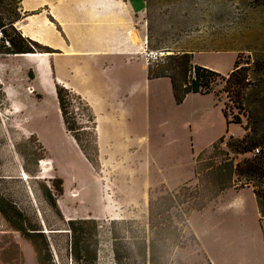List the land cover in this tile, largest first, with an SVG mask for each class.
I'll list each match as a JSON object with an SVG mask.
<instances>
[{"label":"rangeland","instance_id":"rangeland-1","mask_svg":"<svg viewBox=\"0 0 264 264\" xmlns=\"http://www.w3.org/2000/svg\"><path fill=\"white\" fill-rule=\"evenodd\" d=\"M147 1L146 54L164 53L146 55L149 62L189 53L193 65L222 75L238 61V70H248L245 93L251 106L236 102L238 87L221 80L211 93L215 97L191 96L178 106L167 79L145 85L141 66H120L123 97L86 101L101 135L95 169L67 133L57 97L34 83L33 63L0 57V197L24 215L27 227L45 231L50 264H93L94 256L96 264H120L115 249L121 264H145L137 238L149 229V191L191 186L199 201L190 230L201 240L178 252L181 263L208 264L204 249L222 264L228 258L235 264H264V221L251 188L234 198L233 192H219L213 174L228 159L252 155L235 156L226 142L242 139L250 118L264 116V0ZM78 103L70 111L85 127ZM222 110L233 125H227ZM222 136L225 142L213 150L211 139ZM235 185L227 190L240 192V183ZM233 198L238 201L231 206ZM72 220L98 224L96 232L93 224L87 227L82 253H74ZM0 264H38L32 244L1 214Z\"/></svg>","mask_w":264,"mask_h":264},{"label":"trees","instance_id":"trees-1","mask_svg":"<svg viewBox=\"0 0 264 264\" xmlns=\"http://www.w3.org/2000/svg\"><path fill=\"white\" fill-rule=\"evenodd\" d=\"M24 17L22 0H0L1 58L52 53L50 49L23 37L17 25ZM192 59V54L189 53H173L163 59L153 61L154 63L150 61L148 63V79H170L173 96L177 104H182L192 94L208 95L213 93L214 87L219 84L220 80L230 85L233 83L234 86L238 87L236 95H233L234 100L240 105L251 106L252 97L245 93L249 87L248 70H238L240 67L238 61L235 62L234 69L225 79L216 71L193 65ZM230 93L228 92V98L232 100L233 98L230 96L232 93ZM56 97L60 116L67 133L74 139L89 164L96 169L100 165V149L96 116L93 109L81 96L59 85H56ZM76 99L79 102L81 115L85 118V127L77 125L76 118L70 111L75 110ZM223 114L227 121V111L224 110ZM232 123V121H227L228 125ZM246 131L247 133L242 139L230 137L229 141L226 142V147L235 156L252 155L240 161H235V157L228 159L215 167L213 174L217 176L216 182L219 192L232 187L236 188L237 182L240 183L237 188H251L258 203L260 220H263L264 116L250 118ZM224 142L225 137L217 143L222 144ZM217 143L214 144L213 150L216 149ZM256 150H259V154H256ZM200 170L196 168V174L199 175ZM198 201L199 192L191 186H184L173 191L167 189L149 191V229L142 231V236L137 238L140 242L145 264H182L177 256L178 252L185 249L189 243H198L197 237L190 230V218L197 208ZM0 214L12 224L15 231L32 244L37 254L38 264L51 263L50 244L45 236V231L34 226L27 227L24 215L3 197H0ZM91 224H93L90 228L91 231L96 232L98 224L93 220L69 221L68 227L76 238L73 246L74 253L85 251L84 236L87 227H90ZM115 255V259L121 264L122 259L118 249H115ZM96 263L94 256L93 264ZM208 264L211 263L208 261Z\"/></svg>","mask_w":264,"mask_h":264},{"label":"crops","instance_id":"crops-1","mask_svg":"<svg viewBox=\"0 0 264 264\" xmlns=\"http://www.w3.org/2000/svg\"><path fill=\"white\" fill-rule=\"evenodd\" d=\"M22 12L25 17L17 27L23 37L50 49L52 53L9 58L27 64L32 62L36 76L34 83L49 95L56 97V85H59L81 96L84 101L108 102L112 95H120L123 84L120 66L133 70V66H141L144 84L167 79L171 85L168 78L148 79V47H145L148 27L144 24L145 18L148 23L147 0H22ZM136 83L138 79H133L132 84ZM208 95H189L182 104L191 96ZM174 102L182 105L177 104L175 99ZM224 136L211 141L216 144ZM100 140L101 135L98 134V144ZM246 189L240 192L226 190L224 194L233 192L235 198ZM234 198L231 206L238 201ZM195 234L200 241L201 237ZM262 244L264 246V234ZM203 251L211 264H222L208 250ZM227 262L235 264L230 258Z\"/></svg>","mask_w":264,"mask_h":264},{"label":"built area","instance_id":"built-area-1","mask_svg":"<svg viewBox=\"0 0 264 264\" xmlns=\"http://www.w3.org/2000/svg\"><path fill=\"white\" fill-rule=\"evenodd\" d=\"M157 54H159V56H164V53H153V52H151L149 54H146V55H147L148 58H151L152 56H155L156 57ZM255 152H256V154H259V150H256Z\"/></svg>","mask_w":264,"mask_h":264},{"label":"bare ground","instance_id":"bare-ground-1","mask_svg":"<svg viewBox=\"0 0 264 264\" xmlns=\"http://www.w3.org/2000/svg\"><path fill=\"white\" fill-rule=\"evenodd\" d=\"M50 164H51L50 161H43V162H42V165H44V166H46V165H50Z\"/></svg>","mask_w":264,"mask_h":264}]
</instances>
